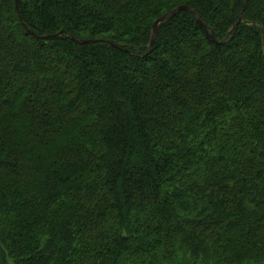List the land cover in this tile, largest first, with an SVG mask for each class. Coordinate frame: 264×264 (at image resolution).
Wrapping results in <instances>:
<instances>
[{
  "label": "trees",
  "instance_id": "obj_1",
  "mask_svg": "<svg viewBox=\"0 0 264 264\" xmlns=\"http://www.w3.org/2000/svg\"><path fill=\"white\" fill-rule=\"evenodd\" d=\"M0 264H264V0H0Z\"/></svg>",
  "mask_w": 264,
  "mask_h": 264
},
{
  "label": "water",
  "instance_id": "obj_2",
  "mask_svg": "<svg viewBox=\"0 0 264 264\" xmlns=\"http://www.w3.org/2000/svg\"><path fill=\"white\" fill-rule=\"evenodd\" d=\"M16 1V0H15ZM244 2H246V0H244ZM181 10H189L191 11L196 20L199 22V23H202L201 20L199 19L198 15L192 11L191 9H189L186 5H178L177 7H175L174 9H172L171 11H168L166 13H164L163 15H161L160 17H158L154 23H153V26H152V33H151V37H150V42H149V51L152 50L153 48V43H154V40H155V37L158 33V30H159V24L167 19H169L170 17L174 16L176 13H178L179 11ZM242 20V16H241V12L239 14V17L237 19V21L233 24V26L230 28L229 30V34L237 28L238 24L241 22ZM44 36H42L41 38H43ZM47 37V36H45ZM74 41L78 42V43H91V42H95V41H98V40H94V39H75V38H72ZM102 40V39H100ZM102 41H105V40H102ZM224 41V39L222 40ZM105 42H109V41H105Z\"/></svg>",
  "mask_w": 264,
  "mask_h": 264
}]
</instances>
